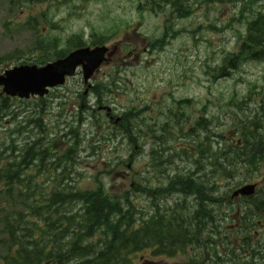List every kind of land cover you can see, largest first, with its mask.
I'll return each instance as SVG.
<instances>
[{"label": "rangeland", "instance_id": "1", "mask_svg": "<svg viewBox=\"0 0 264 264\" xmlns=\"http://www.w3.org/2000/svg\"><path fill=\"white\" fill-rule=\"evenodd\" d=\"M143 1L52 0L27 4L20 0H0V70L22 64L41 66L37 58L51 62L47 51L51 52L53 46L63 47V42L72 34H82L88 39L89 33L95 30L108 36L106 46L120 44V53L93 76L86 94H83L86 86L78 69L62 87L42 98L43 102L10 98L6 109L0 111V169L9 165L11 174L14 167L24 168L18 178L8 180L0 175V264L11 252L7 227L13 226L14 240L25 243L28 250L31 249L28 241L39 236L38 228L45 231L44 222L36 214L39 206L48 205L38 212H45L49 222H63L60 215L69 207L49 204L56 188L64 192L76 188L94 190L100 186L104 193L121 198L124 191L131 189V182L167 184L170 178L165 170L170 176L185 170L198 173L195 160L199 154L192 152L191 140L187 135L181 138L175 124L172 129L176 139L162 147L178 148L170 155L169 165L157 164L147 155L149 142L158 136L171 137L168 125L173 121L168 120V113L175 110L176 101L191 100L178 120L185 133L198 117L205 116L210 122V131L229 137L226 140L223 136L220 143L235 142L240 122L259 111L261 104L257 103L264 94V61H247L229 71V75L216 79L211 74L225 58L237 52L246 23L253 14L264 15V0L245 6L242 2L201 4L190 17L175 22L174 28L181 33L160 52H150L147 43L162 35L164 16L143 11L140 15L136 9ZM145 46L146 52L142 53ZM127 50H132L133 56L121 60ZM93 87L100 90L96 97L102 103L98 105L91 91ZM235 103L238 109L233 106ZM100 106L110 107L114 118L128 110L138 112V119L134 121L142 128L136 136L138 142L129 143L124 132L105 116L104 109L96 110ZM260 118L264 123V110ZM146 120L152 132L143 128L145 123L141 121ZM164 127L168 131H163ZM117 133L120 137H116ZM212 146L214 150L217 147ZM39 151L42 159L37 156ZM129 157L133 158L132 163L128 162ZM242 169L239 177L243 182L248 179L257 183V188H264V167ZM236 184L233 178H221L217 190L220 194L228 193L232 189L229 187ZM129 195L135 207L144 212L150 209L146 197L135 191ZM167 199L159 200L160 206L167 207L184 198L173 195ZM187 200L192 202L185 199L186 204ZM47 232L50 237L56 231L49 227ZM227 236L236 237L235 234ZM165 243L173 245L174 242ZM172 256L175 257L172 259ZM185 257L175 250L168 257L158 256L156 260L161 264H185ZM130 259L131 264L137 262L135 257ZM204 259L203 252L199 260Z\"/></svg>", "mask_w": 264, "mask_h": 264}, {"label": "trees", "instance_id": "2", "mask_svg": "<svg viewBox=\"0 0 264 264\" xmlns=\"http://www.w3.org/2000/svg\"><path fill=\"white\" fill-rule=\"evenodd\" d=\"M23 1L43 3L49 0ZM219 1L230 2L238 0H202V2L206 4ZM257 1L258 0H249L248 4H255ZM142 7L152 14L168 11V18L165 22L171 24L172 18L178 19L189 15L192 2L189 0H145ZM165 37L166 35L164 34L157 46L158 49H161L160 47L165 42ZM91 43H94V41H91ZM68 44L72 45L73 48L83 45L80 39H71ZM53 53L57 57H60L65 54V51L54 50ZM245 60L264 61V16L261 14H256L255 17L247 23L246 33L239 44L238 52L231 55L229 60H226L225 67L231 69L237 68V65ZM250 94H252L251 90H249V95ZM257 104H261L259 111H254L250 119L246 116L238 125L239 127L236 133L239 143H236L237 141L233 143H219L216 139L212 142V144L216 143L217 145L214 150L209 139L204 141L203 150L199 152L203 161H198L196 163L197 170L203 173L193 180L194 183H190L188 188L190 192L199 190L206 194V199H209L211 195H213V183H215V179L219 177L217 173L222 175L223 178H231L236 171H231V169L240 163H248L253 167L259 166L261 163L264 164V123L260 118V114L264 110V94ZM235 107L238 109V106ZM128 114L129 113H127L126 116ZM131 117L125 118V120H129ZM201 127H203V125ZM38 153L37 156H39V159H42L41 152L39 151ZM199 165L203 167L199 168ZM204 168L206 170H203ZM10 169L11 166L8 167L7 173ZM21 170L22 167H14L12 173L17 174ZM213 173L216 175L210 176ZM210 181H212L211 185ZM96 189L95 192L89 193L76 191L75 194H71L72 192H68L66 193L68 195H61L56 189L52 191L51 196H53V198L49 200V204L56 203L57 206H62L74 201L80 204L77 213L79 221L75 222L70 216L64 215L61 217L63 222L57 223L56 220H54L49 224L48 228L52 227L56 232L50 237L49 232H44L43 237L46 239L41 237L32 238L28 241L29 247L31 248L28 250H26L25 243H17L14 240L13 226H9L7 233L11 241L9 246L11 252L7 253L3 258V264H42L43 262L63 264L67 259L76 260L78 264L127 263L128 255L133 253L137 244L141 242L137 241L135 232L131 226H129L132 224L133 219L131 215H129V218H131L130 220L123 217V213L125 214L127 211H121L118 198H110L111 196L102 192V187L100 186ZM262 202H264V193H262L257 201L253 202L255 210L252 216L254 221L260 216L261 210L264 209V206L261 205ZM47 206L48 205L39 206L38 209L46 208ZM205 215L209 217L208 213H205ZM207 217L206 221L208 220ZM114 218L116 219L115 221L113 220ZM165 220L166 216L158 213L149 222L146 226V230L148 231L146 234L147 236H144L146 242L149 239L164 238L167 236V232L163 225V221ZM209 223L210 229L213 230L215 224L210 221ZM170 224H173L174 227L178 225V229H182L181 223H177L176 221L172 222L170 220ZM16 225H18V223ZM122 225H124V228H121ZM58 228L60 229L57 230ZM70 228H72V230ZM169 229L171 232V228ZM196 229L198 230V226ZM98 231L105 237L102 241L103 245L96 251L97 248H94V244L89 242L88 239L94 237ZM190 235L196 236V232H190ZM255 251H257V249ZM90 256L92 257L87 259Z\"/></svg>", "mask_w": 264, "mask_h": 264}, {"label": "water", "instance_id": "3", "mask_svg": "<svg viewBox=\"0 0 264 264\" xmlns=\"http://www.w3.org/2000/svg\"><path fill=\"white\" fill-rule=\"evenodd\" d=\"M104 48L76 50L67 57L42 67L19 66L5 71L0 76L3 92L27 98L31 95L42 96L46 87L62 84L65 76L71 75L77 66H81L84 82L91 76L103 61ZM237 193L251 195L253 186H244Z\"/></svg>", "mask_w": 264, "mask_h": 264}, {"label": "flooded vegetation", "instance_id": "4", "mask_svg": "<svg viewBox=\"0 0 264 264\" xmlns=\"http://www.w3.org/2000/svg\"><path fill=\"white\" fill-rule=\"evenodd\" d=\"M187 176H188V174H187ZM200 176V174L199 173H192V177L193 178H196V177H199ZM186 183H188V179L186 180ZM139 192L138 193H140L141 195H143L144 196V193H142V191L141 190H138ZM217 192V191H216ZM218 194H219V192H217ZM216 193V194H217ZM201 199V196H200V194H195V195H193V198H192V202L190 203L192 206H194V207H196L197 209H204V202H202V203H200L199 202V200ZM237 200V199H236ZM236 200H234V201H236ZM222 202L223 203H225V204H231L232 203V201H230V198H225V197H223L222 198ZM220 203V198H217L216 200H215V209H216V207H217V205ZM183 209H184V211L185 212H188V210H187V207H186V205H184V207H183ZM219 214L221 215V213L219 212ZM188 217V216H187ZM219 217V216H218ZM189 218V217H188ZM226 219V218H225ZM224 219V220H225ZM188 238H186V240H187ZM189 249L191 250V253L194 255V256H196V253L195 252H200L201 250H198V249H196V248H194V247H189ZM223 249H224V247H223ZM193 251V252H192ZM219 251L221 252V251H223L222 250V248H220L219 249ZM177 255V254H176ZM175 255V256H176ZM200 255V257H202V253H200L199 254ZM174 256V257H175ZM173 256L171 257L172 259L174 258ZM224 259H225V261H226V259H228V255H227V253L225 252V250H224ZM142 260V259H141ZM218 261L220 262V257L218 258ZM229 261H230V264H235V261H236V258L235 257H229ZM142 264H158L157 262H150V263H148L146 260L142 263ZM219 264V263H218ZM225 264H227V263H225ZM246 264H250L249 263V256H248V262H246ZM252 264H257L256 262H252Z\"/></svg>", "mask_w": 264, "mask_h": 264}, {"label": "bare ground", "instance_id": "5", "mask_svg": "<svg viewBox=\"0 0 264 264\" xmlns=\"http://www.w3.org/2000/svg\"><path fill=\"white\" fill-rule=\"evenodd\" d=\"M171 241H173V239H171Z\"/></svg>", "mask_w": 264, "mask_h": 264}]
</instances>
